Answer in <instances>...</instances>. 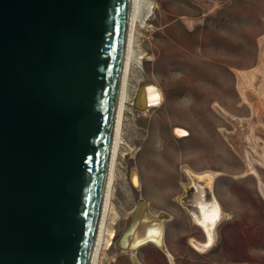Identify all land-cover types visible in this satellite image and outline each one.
<instances>
[{
    "label": "water",
    "instance_id": "obj_1",
    "mask_svg": "<svg viewBox=\"0 0 264 264\" xmlns=\"http://www.w3.org/2000/svg\"><path fill=\"white\" fill-rule=\"evenodd\" d=\"M131 5L0 0V264H91ZM148 89H137L138 112L158 98ZM130 181L137 189L134 168ZM169 219L139 200L115 247L134 254L151 243L168 255L162 222Z\"/></svg>",
    "mask_w": 264,
    "mask_h": 264
},
{
    "label": "rangeland",
    "instance_id": "obj_2",
    "mask_svg": "<svg viewBox=\"0 0 264 264\" xmlns=\"http://www.w3.org/2000/svg\"><path fill=\"white\" fill-rule=\"evenodd\" d=\"M143 1L111 198L115 238L101 264H132L115 243L139 200L153 215H170L168 255L147 245L137 252L140 264H264V0ZM204 73L215 78L219 99L211 92L202 98ZM143 84L157 87L163 100L138 112L133 102ZM191 126L218 135L221 151H188L186 138L178 140L173 130ZM193 154L203 170L189 164ZM131 168L141 177L140 190L129 183ZM201 175L211 177L209 188L197 180ZM182 198L195 208L219 206L221 218L204 251L191 244L205 242L190 216L199 221V214L189 213Z\"/></svg>",
    "mask_w": 264,
    "mask_h": 264
},
{
    "label": "bare ground",
    "instance_id": "obj_3",
    "mask_svg": "<svg viewBox=\"0 0 264 264\" xmlns=\"http://www.w3.org/2000/svg\"><path fill=\"white\" fill-rule=\"evenodd\" d=\"M145 17H146V13L144 9V1L143 0H132L129 27H128V35H127V42H126V49H125V57H124V63H123V72H122V78H121V84H120L116 120H115V127H114V136H113L110 161H109L108 171H107V178H106L105 191H104V197H103L100 224H99L98 235H97V240H96L91 264H101L102 263V259L105 253L109 250V248L112 245V241L115 238V233H114L115 231H114L113 226L116 222L117 216L111 204V198H112V194L115 188L114 182H115V176H116V165H117L118 157L120 156L121 148H123V146L125 145L122 140L121 132H122L123 114L127 108V105L131 104V100L129 99V95H128L129 88H130V76H131L134 66H136L137 58H138L136 54V50L134 48V45L136 42V33H137V28L139 24L142 22V20ZM153 88L154 89H148L147 91H145V94L148 96L154 95V93L156 92H157L156 94H158V98L152 102L153 106L150 108L157 107L162 101L161 100L162 96H161L159 89L155 86H153ZM176 130L178 129H174V132ZM183 135H185V133L181 131L180 133L179 132L176 133V136L178 137L183 136ZM135 172L137 174L138 188L137 189H135L134 187L133 188L135 190H140L141 185L138 179V172L136 170ZM210 178L211 177H209L208 175L207 176L201 175L197 177V180L204 181L206 183V184L204 183L205 186L209 188L210 181H211ZM129 183H130V175H129ZM196 196H199L198 199L202 201L203 196L201 193L197 194ZM196 196L193 199V202L195 201V203H198L196 202V200H198L196 199ZM206 204L202 202L199 204L200 206L196 207L197 208L196 210L199 214L198 215L199 221L193 217L194 218L193 220L197 222L198 226L201 228V230L205 234V242L204 244H198V243L191 242V244L195 248L201 251H204L212 244V241L214 238L212 234L213 229L221 218L219 206L216 203L214 205H209V204L206 205ZM164 222H162V226L164 228V234H163L162 241L164 244V248L166 250ZM124 230L122 231V233L124 232ZM147 245H152L156 247V245L151 244V243L146 244L144 246L146 247ZM142 247H140L139 249H141ZM139 249H137V251L134 254H131L128 252L130 254V257L132 255H137V252H139Z\"/></svg>",
    "mask_w": 264,
    "mask_h": 264
},
{
    "label": "crops",
    "instance_id": "obj_4",
    "mask_svg": "<svg viewBox=\"0 0 264 264\" xmlns=\"http://www.w3.org/2000/svg\"><path fill=\"white\" fill-rule=\"evenodd\" d=\"M210 75H211L210 73H204V78L205 79H204L203 90H202V98L206 99V100L209 99V97H210L209 93L211 92L213 94L212 95L213 98L216 97L217 99H219V88L216 86L215 78L209 77ZM210 82H211V84H210ZM207 93H208V95H207ZM161 96H162L161 100H163L162 93H161ZM203 129H204V127H200V128L197 129L195 126H191V128L185 127V128H182V129H178L175 132H173V134L178 140L186 138L185 142L187 143V150L188 151H193V152H196V151H211L212 155H213V151H221L222 143L220 141V137L218 135L216 136L215 134H212V132L211 133H206L205 131H203ZM180 131L184 132L185 135L180 136V137L176 136V133L177 132L180 133ZM224 149L226 151H228L225 147H224ZM195 154L191 155L192 158H190V159H192V161L189 164L192 167L194 166V168L196 170H203L204 167H201L199 165L200 163L196 160L197 158L194 157ZM138 179L140 181V185H142V181H141V177H140L139 173H138Z\"/></svg>",
    "mask_w": 264,
    "mask_h": 264
},
{
    "label": "flooded vegetation",
    "instance_id": "obj_5",
    "mask_svg": "<svg viewBox=\"0 0 264 264\" xmlns=\"http://www.w3.org/2000/svg\"><path fill=\"white\" fill-rule=\"evenodd\" d=\"M130 185H131V187L133 188V186H132V184H131V181H130ZM134 189V188H133Z\"/></svg>",
    "mask_w": 264,
    "mask_h": 264
}]
</instances>
